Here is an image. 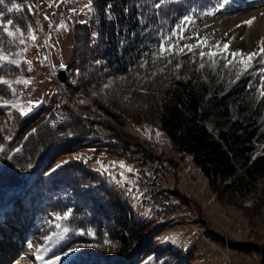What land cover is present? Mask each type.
Here are the masks:
<instances>
[{"label":"trees","instance_id":"1","mask_svg":"<svg viewBox=\"0 0 264 264\" xmlns=\"http://www.w3.org/2000/svg\"><path fill=\"white\" fill-rule=\"evenodd\" d=\"M89 2L91 17L86 24L77 20L75 13L69 11V2L65 1L58 4L52 16L58 19L63 11L73 27L80 28L89 38L87 46L92 51V60L88 70L84 71L87 64L83 65V59L79 64L72 60L66 67L68 88L75 90L102 83L104 78H110L115 87L120 83L119 77L133 72L137 64L155 57L178 55L176 46L181 37L196 19L212 12L217 0H165L159 8L155 5L160 0ZM13 5H20V10ZM10 8L13 10L9 11ZM34 17L31 0H0L1 22L12 20L14 25H20L23 18ZM32 24L35 26V22ZM4 45L15 48L11 42ZM161 45L168 51L161 54ZM201 51L217 55L198 71L168 80L138 82L131 94L136 100L128 98L118 105L123 115L132 120L157 121L162 136L171 142L179 160L189 157L206 177L218 200L225 199L252 216L264 204V72L261 71L264 55L260 63L245 69L239 58L233 59L202 44L191 53ZM224 62L227 65L234 62L236 66L226 71ZM26 64L25 59L18 64L0 63V74L14 78L20 74L19 65L26 69ZM236 68L240 71L238 77L233 73ZM76 70L82 73L77 75ZM17 84H0V96L9 94ZM48 107L43 103L27 116L19 113V122L28 126ZM68 121H71L70 127L74 126L71 119ZM65 122L43 120L28 128L23 138L18 139L16 131L0 146V237L20 235L30 244L45 247L46 261H60V264H171L176 249L169 252L152 249L147 253L139 250L143 240L138 232L148 222L134 213L125 198L118 195L113 201H106L105 206L93 196L91 185L69 176L63 166L52 168L48 174L51 156L67 146L68 139L56 136H62L60 128ZM33 140L37 141L29 149L28 142ZM73 141L79 142V139L73 138ZM99 141L88 134L83 138V145L103 146ZM120 146H123L120 150L128 147V150L142 151L126 141L120 142ZM40 148L44 152L39 156ZM174 164L178 165L177 159ZM82 167L85 172L95 173L84 164ZM96 186L102 188L100 184ZM255 193V201L250 205L239 202ZM55 213L70 214L64 224L67 231L64 230V238L59 241ZM115 238L122 256L117 260L93 255L77 261L64 259L72 250L110 245ZM147 258L153 262L147 263Z\"/></svg>","mask_w":264,"mask_h":264},{"label":"rangeland","instance_id":"2","mask_svg":"<svg viewBox=\"0 0 264 264\" xmlns=\"http://www.w3.org/2000/svg\"><path fill=\"white\" fill-rule=\"evenodd\" d=\"M31 1L37 5V8L33 5L34 19L23 18L20 25H14L22 30L24 44H20L19 39L13 42V38L0 27V49L4 50L9 60H16L18 63L24 59L27 61L26 69L19 65L18 76L9 79L0 74V78L7 80L8 84L16 83L17 80L29 81L27 84H17V88L9 87L11 92L0 96V146L16 131L17 138H23L28 128L40 124L43 120L58 123L66 120L60 128L62 136L58 137L56 133L55 135L61 140L68 139L67 146L51 156L48 174L52 168L63 166L69 176L91 185V193L105 206L106 201H113L118 195L125 198L134 213L148 222L143 225L142 232H138L141 234L140 239L143 240L140 247L135 245L139 250L147 253L152 249L164 252L176 249L177 251L173 253L176 257L172 259L171 264H264V204L256 214L247 216L236 205L228 203L225 199L218 200L210 189L206 177L189 157L179 160L174 153H168L166 138L162 136L157 121L132 120L123 115L118 105L126 102L128 98L136 100L131 94L138 82L168 80L208 66L209 57L191 53L197 45L202 44L211 50L224 52L231 58V53L237 50L245 55L257 53L250 61V65L260 63V58L264 55L259 51L264 47V44H261L264 41V29L260 25V19H264V3L257 11L250 12L251 14L248 13L237 21L235 15L240 11L230 4L231 0H217L212 12L196 19L192 28L181 37L176 46L178 55L169 58L155 57L137 64L133 72L119 77L120 83L115 87L110 78H104L102 83L89 84L75 90L68 88V70H64L61 75L59 68H66L72 60L79 64L83 59V65L87 64L84 71L88 70L89 62L92 60L90 56L92 51L87 46L89 38L80 28L73 27L67 19L68 15L62 11L64 8L61 7L60 18L54 19L52 16L58 4L65 1L69 2V11L75 13L77 20L86 24L91 17L90 2ZM258 1L251 2L257 4ZM250 19L253 23L249 26L245 21ZM61 23L65 25L64 28L58 27ZM2 24L6 23L0 21V25ZM29 26L33 29L35 40L28 36ZM10 30L14 31V28ZM5 42H11L15 48H7ZM224 44H228V49L223 48ZM187 45L195 47L189 51ZM217 45L219 47H216ZM236 58L241 59L239 56ZM223 64L226 65V71H232L236 66L234 62ZM239 72L238 68L234 69V77H238ZM75 73L79 75L82 72L76 70ZM43 103L49 105L44 114L28 126L21 125L18 119L20 108L25 110L27 114L24 116H27ZM13 104L17 107H12ZM68 119L75 123L74 126L68 125L71 122H67ZM209 126L211 127L210 124ZM88 134L96 136L103 146L84 147L83 138ZM73 138H78L79 142L72 143ZM36 141L28 142L29 149ZM122 141L132 143L142 151L126 155L124 150H130L126 149L128 147L119 149L123 147L120 146ZM106 144L108 145L104 146ZM43 148L47 149L46 146ZM43 148H40L39 156L44 152ZM149 151L152 155L155 153L157 157L164 158L161 175L165 177L168 186L177 193L175 202L182 209L181 220L185 223L183 227H179L173 215L161 211L157 216L152 215L150 209L143 204L139 193L133 191V187L140 188L136 162L137 158L142 159L138 155H145ZM170 159L174 162L177 159L178 165L170 162ZM121 163L124 167H120ZM82 164L92 168L95 173L83 171ZM168 167L173 171H167ZM98 184L102 188L97 187ZM256 196L257 193L252 194L241 198L239 202L250 205ZM69 218V213H55L58 241L64 238V224ZM115 240L110 245L87 247L80 251L72 250L64 259L77 261L81 257L93 255L117 260L122 256L118 251L119 242L116 238ZM193 246L195 250L191 251ZM45 251V247L30 244L20 235L0 237V264H60V261H46L43 258ZM146 262L152 263L153 260L147 258Z\"/></svg>","mask_w":264,"mask_h":264},{"label":"built area","instance_id":"3","mask_svg":"<svg viewBox=\"0 0 264 264\" xmlns=\"http://www.w3.org/2000/svg\"><path fill=\"white\" fill-rule=\"evenodd\" d=\"M33 5H35L37 8L36 4L33 3ZM59 69L61 71L60 74L63 75L64 70L66 69ZM131 146L134 147V144L131 143ZM171 152L175 153V151L172 150H169L168 153L170 154ZM134 153L135 151L130 149L129 156L134 155ZM163 162H165L164 158ZM136 168L140 188L137 189L133 187V191L139 193L143 204L147 206L148 209L155 210V208H162L165 210V214L178 215V204H176L175 202H171L169 199H165L162 195L163 180L161 179V175L159 174V166L148 164L147 162H144L137 158Z\"/></svg>","mask_w":264,"mask_h":264},{"label":"snow or ice","instance_id":"4","mask_svg":"<svg viewBox=\"0 0 264 264\" xmlns=\"http://www.w3.org/2000/svg\"><path fill=\"white\" fill-rule=\"evenodd\" d=\"M163 3H165V0H160V3L156 4L155 7L159 8ZM13 8H15L17 11H19L20 10V5H13ZM12 10H13L12 8L9 9V11H12ZM46 19H47V17H46ZM185 19L187 20L188 17H185ZM253 19H255V18H253ZM252 23H253V20H251V19L245 21V24H247L249 26ZM0 27L3 28V31L9 37L13 38V42H15L17 39H19V43L20 44H24L25 43V39L23 38L24 34H23L22 30L19 27H15L12 20H8L6 24H2V25H0ZM58 27L64 28L65 25L63 23H61ZM10 28H14V31L10 30ZM27 32H28V36H29L30 39H32V40L36 39V37H35V35L33 33V29L31 28V26L28 27ZM261 44H264V41H262ZM186 47L190 51L195 46L194 45H187ZM216 47H219V46L217 45ZM223 48L225 50L228 49V44H224ZM165 51H168V49H166L163 45H161V48H160L161 54L164 53ZM259 51L261 53H264V47H261L259 49ZM200 55H201V57L207 55L209 57V59H212L214 56L217 55V53L216 52L204 53L203 51H201ZM231 55H232L233 59H235L236 57L239 56L241 58L240 59V63L243 65V67L245 69H247L250 66V61L257 55V53H249V54L245 55L243 53H240L237 50V51L232 52ZM3 62H8V63H11V64H18V61H16V60H9V58L5 54L4 50L0 49V63H3ZM28 63L30 64L31 62L29 61ZM201 67H203V65H201ZM261 71L264 72V69H262ZM16 82L17 83H24V84L29 83L28 80H17ZM0 83L8 84V81L4 80L3 78H0ZM262 89H264V82H262ZM262 94H264V92H262ZM5 103H7V102H5ZM12 107H17V105L13 104ZM20 114L21 115H26L27 113L25 112V110L23 108H20ZM157 135H159V133H157ZM120 167H124L123 163H121ZM129 171H131V169H129ZM57 219H60V217H57ZM65 231H67V229H65ZM57 259H59V257H57Z\"/></svg>","mask_w":264,"mask_h":264},{"label":"bare ground","instance_id":"5","mask_svg":"<svg viewBox=\"0 0 264 264\" xmlns=\"http://www.w3.org/2000/svg\"><path fill=\"white\" fill-rule=\"evenodd\" d=\"M251 1H253V0H231L230 1V4L233 5V6H236L237 9H239V11H240L239 14L235 15V19L237 21H240L242 18H244L246 16V14H248L250 12L253 13V12L257 11L258 8L261 7L262 4L264 3V0H259V1L257 0L258 1L257 4H254L255 2H251ZM260 25L263 26V29H264V19H260ZM103 132L105 133V130ZM166 142H167V145H168L167 148L169 150L175 151L174 148H173V146H172V144H171V142L168 139H166ZM147 153H146L147 155L146 154L145 155L144 154L143 155L140 154L138 156H140L139 158H141L142 161L147 162L148 164H154L156 166H159V174L161 175V167L165 163V162H163V158H159L156 155H152V152L151 151H149ZM124 154L129 155V151L124 150ZM173 155H175L177 157L176 152ZM166 166H167V164H166ZM167 171L171 172L173 170H172V168L168 167V170ZM163 172H164V168H163ZM161 179L163 180V186H162V195H163V197L165 199H169L171 202H175V197L177 196L176 191L168 186L165 177H163L162 175H161ZM160 211L162 213H165V210L162 209V208H155V210L150 209L151 214L154 215V216L155 215L157 216V214ZM177 214L178 215H173V217H175V219L178 222V225L179 226H183L185 223L181 220L182 209H181V206L180 205H178V207H177Z\"/></svg>","mask_w":264,"mask_h":264}]
</instances>
